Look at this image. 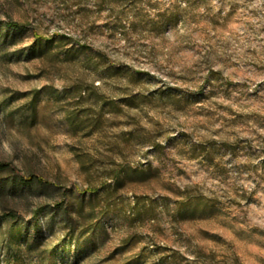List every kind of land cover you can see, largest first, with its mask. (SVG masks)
I'll return each instance as SVG.
<instances>
[{
  "label": "rangeland",
  "instance_id": "374dc122",
  "mask_svg": "<svg viewBox=\"0 0 264 264\" xmlns=\"http://www.w3.org/2000/svg\"><path fill=\"white\" fill-rule=\"evenodd\" d=\"M0 160V264H264V0H0Z\"/></svg>",
  "mask_w": 264,
  "mask_h": 264
},
{
  "label": "trees",
  "instance_id": "16d2710c",
  "mask_svg": "<svg viewBox=\"0 0 264 264\" xmlns=\"http://www.w3.org/2000/svg\"><path fill=\"white\" fill-rule=\"evenodd\" d=\"M3 25L9 29H12V30H27L28 29L27 24L22 23L20 21L12 20V19H9V20L3 22ZM38 38L41 39L42 37L39 36ZM84 47H87V46H84ZM8 169H13L12 163L0 160V171H4V170H8ZM27 180L29 182H33L36 180V178L32 176L30 178H27ZM37 227H39V226H37Z\"/></svg>",
  "mask_w": 264,
  "mask_h": 264
}]
</instances>
